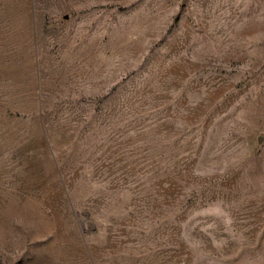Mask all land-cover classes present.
<instances>
[{
  "label": "rangeland",
  "instance_id": "374dc122",
  "mask_svg": "<svg viewBox=\"0 0 264 264\" xmlns=\"http://www.w3.org/2000/svg\"><path fill=\"white\" fill-rule=\"evenodd\" d=\"M0 264H264V0H0Z\"/></svg>",
  "mask_w": 264,
  "mask_h": 264
}]
</instances>
